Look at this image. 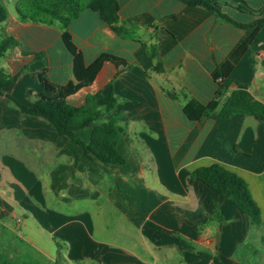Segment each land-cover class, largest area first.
Returning <instances> with one entry per match:
<instances>
[{"label":"crops","instance_id":"0c3cea01","mask_svg":"<svg viewBox=\"0 0 264 264\" xmlns=\"http://www.w3.org/2000/svg\"><path fill=\"white\" fill-rule=\"evenodd\" d=\"M204 1L233 22L181 0H119L121 23L133 28L127 36L86 7L68 24L66 31L87 66L103 55L127 66L104 63L93 83L67 98L73 106H83L98 92L101 106L112 94L123 99L102 115L125 130L118 148L127 162L114 165L89 160L71 138L46 119L23 113L14 101L31 107L38 95L56 97L63 87L79 84L74 56L63 39L69 0H0L8 11L0 24V49L11 44L0 54V70L10 77L0 95L1 255L27 258L11 233L29 219L56 245L67 246L68 257L60 255L66 262L218 264L199 257L206 252L224 264H264V119L236 115L197 123L184 113L191 101H213L218 68L251 34L237 24L264 19V0ZM80 3L85 6L86 0ZM51 8L58 17L48 14ZM151 45L158 47L155 60L148 54ZM263 59L264 27L230 76L232 90H247L262 103ZM157 63L162 73L153 71ZM41 74L55 94L46 91ZM92 132L93 126L86 127L77 136L89 144ZM215 163L247 182L261 209L260 225H252L234 204L191 177L195 169ZM103 214L118 223L116 237L105 232L107 226L96 236ZM24 225L30 231L19 237L45 254L48 264H57L31 239L39 233ZM176 235L194 249H183Z\"/></svg>","mask_w":264,"mask_h":264},{"label":"trees","instance_id":"16d2710c","mask_svg":"<svg viewBox=\"0 0 264 264\" xmlns=\"http://www.w3.org/2000/svg\"><path fill=\"white\" fill-rule=\"evenodd\" d=\"M82 0H69L65 4L66 10H70L68 17L62 18L65 32L63 39L69 52L74 56V73L78 85L69 84L63 87L56 97L47 95H38L34 98L31 107L23 106L14 100L23 113L42 117L53 124L60 134L71 138L84 151L85 157L91 161H100L106 164L124 165L127 159L120 153L118 145L125 134L123 126L116 120L103 121L102 115L110 113L123 102L119 96L112 94L105 106L99 105V101L103 99L102 92L89 95L83 106H73L67 102L70 95L75 94L83 86L90 85L99 75L104 63L110 62L114 65L126 68L123 60L113 56L103 55L90 66H87L82 53L73 44L69 33L66 31L68 24L72 19L79 16L83 8H89L100 14L101 19L111 26V28L121 36H127L133 28H128L121 23L120 20V4L119 0H86L85 6L81 5ZM190 7H204L210 11H216L219 15L233 22L229 17L220 13L213 5L204 0H181ZM56 9L51 8L48 12L52 17H58ZM8 18V11L0 2V24ZM245 31H251V34L245 39L240 48L231 56V58L221 67L218 68L214 79L219 86V90L208 105H203L197 101L189 102L184 108L187 118L193 122L201 123L207 119L215 121H226L236 115H259L264 119V103L256 100L254 96L247 90H232L234 81L230 78L232 71L239 63L245 52L256 40L260 30L264 27V19L254 25H240ZM11 46L10 42H6L0 49V54L4 53ZM148 54L152 60L158 56L157 45H151L147 48ZM264 68V59L262 60ZM156 73H162L163 67L157 63L153 67ZM39 79L50 94H55L56 90L46 82L42 77ZM10 84V77L4 71L0 70V95L5 94V88ZM93 126L91 141L85 143L77 136V132L83 128ZM191 177L202 182L211 190L217 192L237 208L243 214L248 216L252 225H260L262 223L261 209L255 202L249 185L237 173L225 168L220 164H212L195 169L191 173ZM217 218L220 227L224 225V220L219 212L217 204ZM181 247L185 250L192 251V245L182 237L176 235ZM199 257L208 261H215L218 264H224L217 255L213 256L206 252H199ZM0 264H42L40 260L34 257H27L23 260H13L0 254Z\"/></svg>","mask_w":264,"mask_h":264},{"label":"rangeland","instance_id":"374dc122","mask_svg":"<svg viewBox=\"0 0 264 264\" xmlns=\"http://www.w3.org/2000/svg\"><path fill=\"white\" fill-rule=\"evenodd\" d=\"M97 219H99V220H97V233H96L97 237H100V234L103 233V230L105 231V226L110 228V230H106L105 232L109 233L110 231H112V233L113 232L115 233L112 238L116 237V235L119 233V225H117L118 223L114 219H111L108 216V214L100 215V218H97ZM25 222H26L27 226H31V228L35 230V233L36 232L39 233V237L33 238L31 236V239H35V241H37L42 248L47 250L49 255L51 256V259L52 258L57 259V264H90L88 262H86V263L66 262L60 255L68 257L69 250L67 249V246H64V244L59 245V246L56 245L51 239H49L47 234L39 232L38 230H36L34 223L32 222V220H29V219L24 220L23 226H21V230L18 229L16 225H14L13 228L16 230V233L15 232L11 233L12 239L14 240L15 244L21 246L22 248H24L26 250V252H27L26 257L31 255L32 257L40 260L43 264L44 263L48 264V261H49V258L47 256H45V254L39 253L38 250H36L31 244H28L26 241H24L22 238L19 237V235L24 236V234H22V232L24 233L26 231H30V229L24 225ZM112 238H110V239H112ZM55 241H58L57 243H61L60 242L61 240L58 237ZM249 255L252 256V254H249ZM263 256H264V253H263ZM170 264H173V263H170Z\"/></svg>","mask_w":264,"mask_h":264}]
</instances>
